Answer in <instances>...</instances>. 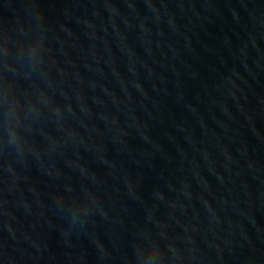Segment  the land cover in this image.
<instances>
[{
    "label": "water",
    "instance_id": "water-1",
    "mask_svg": "<svg viewBox=\"0 0 264 264\" xmlns=\"http://www.w3.org/2000/svg\"><path fill=\"white\" fill-rule=\"evenodd\" d=\"M0 264H264V0H0Z\"/></svg>",
    "mask_w": 264,
    "mask_h": 264
}]
</instances>
